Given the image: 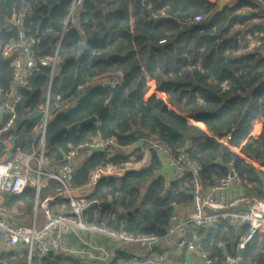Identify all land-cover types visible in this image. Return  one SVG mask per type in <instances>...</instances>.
Listing matches in <instances>:
<instances>
[{"label":"trees","instance_id":"16d2710c","mask_svg":"<svg viewBox=\"0 0 264 264\" xmlns=\"http://www.w3.org/2000/svg\"><path fill=\"white\" fill-rule=\"evenodd\" d=\"M73 1L0 0L3 44L17 39V30L7 31L6 26L11 16L25 7L28 13L22 27L26 37L37 39L33 49L36 56L51 57L57 51L61 59L48 95L47 68L34 71L27 86L18 90L21 102L16 126L7 132L17 137L13 153L36 150L40 137L36 129L43 124L47 103L43 160L49 165L60 163L70 149L95 138H114L120 148L157 139L173 151L184 149L200 163L205 186L229 171L251 179L253 167L230 148L256 159L264 156V59L259 58L264 42L240 53L246 45L241 46L238 40L248 31L244 23L257 13L264 18V10L250 0H237L220 10L208 0ZM72 6L73 15L66 22ZM246 7L255 12H247ZM196 15L202 17L198 23L193 22ZM253 28L264 31V26ZM9 63L0 62L3 89L11 82ZM104 77L112 80L93 82ZM114 79L120 82V88L112 104L98 116L99 123L76 126L96 114L109 99L111 92L105 85H114ZM33 111L39 115L25 121ZM65 127L68 130L64 134L54 136ZM258 140L260 151L254 145ZM115 149L112 157L104 151L92 152L75 167L69 185H84L89 173L100 165L130 161L131 155ZM133 155L134 162L142 158ZM160 169V160L150 151L146 167L122 177L99 179L86 200L110 205L92 209L98 214L95 221H108L110 229L133 237L163 235L169 225L171 203L187 200L190 181L185 175L167 185ZM56 189L62 186L51 179L39 195ZM26 197L31 201L19 202L26 203L30 211L34 189L27 187L21 195H12L11 202ZM65 198L56 202L65 203L67 212L69 200ZM57 209L53 206L51 212ZM221 240L227 239L223 235ZM262 247L264 250V243ZM252 250L256 251L255 245H246L243 257L261 261L262 255ZM127 260L118 253L107 264H126ZM0 264L82 263L62 255L28 261L26 249L19 247L0 253Z\"/></svg>","mask_w":264,"mask_h":264},{"label":"built area","instance_id":"2783aa9c","mask_svg":"<svg viewBox=\"0 0 264 264\" xmlns=\"http://www.w3.org/2000/svg\"><path fill=\"white\" fill-rule=\"evenodd\" d=\"M80 0H74L73 4ZM245 10H250L246 7ZM28 13L27 8L13 14L6 26L7 31L17 30V39L7 43L0 41V62L9 61L12 69L10 86L3 89L0 85V133L11 130L16 123L17 111L21 102L18 90L27 86L29 76L39 68L49 69V81L47 95L49 93L51 80L55 70L61 63V59L55 51L51 57H37L33 49L37 43L34 36H25L22 21ZM73 15V6L70 8L66 22ZM202 20L200 15L193 18L194 23ZM1 30V27H0ZM63 32L57 40L59 46ZM247 44L255 47L260 44L263 34L256 28L246 34ZM241 45L242 40L239 38ZM48 105L44 109V121L42 124V138L40 143L39 166L43 164L44 153V133L47 120ZM147 151L153 152L163 163H166L176 177L189 175L191 213L184 219L179 220L175 214V203H172L169 225L163 235H143L133 237L122 231L112 230L106 222L97 223L95 219L88 220L84 209L91 203L84 197H73L71 194L70 181L74 177L73 160L78 151L84 146L89 148H103L108 157L114 155L117 147L114 138L95 139L91 143L80 145L70 149L64 154L63 161L53 170H46L37 173L36 187L40 186V176L46 179L57 181L62 186V191L69 199V211H59L52 213L48 209V200L43 201L41 206L44 209V217L40 226L15 224L8 220L5 210L0 206V247L4 251H12L17 247L26 249L28 261L32 257L44 259L49 252L53 255L78 258L82 255V246L86 245L83 234L107 238L120 246H137L136 253L129 256L126 264H170L166 257L159 253H154L152 248L159 243L183 233L189 227L208 228L219 223L239 226L246 225L247 232L238 243V249H244L251 237L264 231V198L251 199L245 206H241L243 200L226 202L225 193L229 191L233 184H241V178L234 171H229L224 177L212 181L205 186L201 177L202 165L193 160L184 149L173 151L157 139L148 140ZM136 170L128 163L113 165L106 163L96 167L88 175L86 186L93 187L105 176L122 177L126 172ZM33 172L28 162L25 166L19 163L8 164L0 161V196L21 195L30 185L29 174ZM167 185L169 182L166 183ZM71 234L77 236V243H72ZM179 245L186 247L189 251L197 253L205 264H215L208 254L192 242L180 240ZM221 246V244H218ZM99 255L93 256L95 264H107L111 261V254L101 248H93ZM224 264H234L232 259H228Z\"/></svg>","mask_w":264,"mask_h":264},{"label":"crops","instance_id":"0c3cea01","mask_svg":"<svg viewBox=\"0 0 264 264\" xmlns=\"http://www.w3.org/2000/svg\"><path fill=\"white\" fill-rule=\"evenodd\" d=\"M250 1L256 3V5L259 7L260 10L261 9L264 10V0H250ZM236 2L237 0H216L214 3L216 4L217 9L220 10L224 5L226 4L233 5ZM255 18L256 16L250 19L249 21H254ZM245 23L247 24V21ZM257 25H259L262 28L264 26V20L259 21ZM260 32L264 36V31L262 29L260 30ZM263 42L264 40H262L260 44L255 47L249 46V44H247V41L243 42L241 46L244 44L246 45V47L244 49H241L240 53L250 52L254 48L260 47ZM259 58L264 59V48L259 53ZM262 71L264 75V69H262ZM97 80L93 82H98ZM38 115L39 112L36 116ZM15 126L9 131H12L15 128ZM7 132L0 133V161L8 164L19 163L20 165L23 166H25V164L28 162L30 169H32L33 171L29 174L31 178V183L28 186V188L34 189V197H33V205L30 211H27L26 203L19 202V201H31V199H29L28 197L20 200H15L16 202H11L14 201L12 195L10 194L2 195L0 196V206L5 210L8 220L10 222L15 224H22L26 226L34 223L35 226L38 227L41 225L44 217V213H43L44 209L42 208L41 204L43 201H46L47 198L52 197L53 200H48V201H53V202L55 201L54 204L53 202H49L48 209H50V206L53 204V206H56V208L60 209V210L57 209L56 212L59 211L64 212L66 210L65 203L58 204V202H56L59 201V199L62 197L67 198V196L62 191V189H56L45 192L44 194H42L43 196L39 195V191L41 189L43 190L46 189L48 186V181L51 179H46V177L42 175L39 178L40 180L39 188H37L35 184V181L37 180V173L39 170H41L42 173L45 172L46 170H53L63 160L58 164L49 165L46 161L43 160L42 157L43 164L39 166L38 160L40 159L39 150H40V143L42 138V125L36 129V134L40 135L36 150L25 154L13 153L15 148V143L17 141V137L12 136ZM13 138H15V140H14V144L12 145ZM43 142H44V138H43ZM147 142H148L147 140H139L136 144L132 146H128L124 148H120V147H116V148L117 151L119 152L121 151L124 154L131 155L130 161L127 163L130 166L135 167L136 170H139L146 167L149 164V152L147 151V145H148ZM188 145L189 144H187V147ZM254 145H257L259 147V151L261 150L260 140L255 142ZM230 150L233 153H236L240 158H242L244 160V163L253 167L254 175L251 177V179H248L244 174L242 175L243 176L242 177L236 173L241 178L242 183L233 184L231 189L225 193L224 197L226 202H231L234 200H243L240 204L241 206H245L251 199L264 198V162H263L264 156L260 157L259 159H256L254 157L249 156L248 154L246 155V154L238 153L236 148L231 147ZM8 153H10V155H8ZM91 153L92 151L90 149L89 150L81 149L80 151H78L76 157L73 160L74 167H77L82 161H84L87 157H89ZM133 154H140L142 158L139 161L134 162L133 159L135 155ZM160 163H161L160 175L163 176L166 182H172L182 178V177L181 178L176 177L172 169L166 163H163L161 160ZM204 185H205V181H204ZM70 188L72 190L71 194L73 197H84L85 199L94 190V186L87 187L86 183L81 186H73V187L70 186ZM187 195H188L187 200L183 201L180 204L175 203L176 206L174 208L175 210L174 212L179 220L186 218L192 211L190 188L187 192ZM14 196H18V195H14ZM108 201H111V198H108ZM172 203H171V207H172ZM52 207L50 211H52ZM68 207H69V202H68ZM87 215L90 216L87 217ZM86 217L88 218V220L97 219L98 214L95 210H92L86 213ZM105 222L108 223V221ZM246 232H247L246 225L234 226V225H229L227 223H221V224L219 223L215 226L208 228L189 227L183 233H180L166 240L165 242L159 243L158 245L154 246L152 250L154 253L163 254L166 257V259H168L170 264H205L204 260L200 258V256L197 253L189 251L186 247H182L179 245L180 240H185L188 242H192L195 245H197L199 248L203 249L208 254V256L211 259H213L215 264H224L228 259H232L234 261V264H264V250L262 247V243H264V231L253 235L250 241L248 242L249 245L250 244L255 245L256 247V251L252 250L253 254H255V252H258L259 254L262 255L261 261H259V259L257 258L250 256L243 257V252L245 248L238 249V243ZM223 235L226 237L227 240H221V237ZM83 239L86 241L87 244L82 246L83 253L81 256L77 258L82 264H95L92 257L94 255L95 256L99 255V253L98 251L93 250V248H101L105 251H108V253L111 254V261L117 257L118 253L129 258L131 254L136 253L139 249V247L137 246H120L117 243H113L112 241L108 240L107 238L93 236L89 234H83ZM214 242H215V247L213 245ZM218 244H221V246H218ZM2 252H4V250L0 247V253Z\"/></svg>","mask_w":264,"mask_h":264},{"label":"water","instance_id":"95a60500","mask_svg":"<svg viewBox=\"0 0 264 264\" xmlns=\"http://www.w3.org/2000/svg\"><path fill=\"white\" fill-rule=\"evenodd\" d=\"M208 1H210V2H212V3L215 2V0H208ZM119 78H120V80L122 79L121 74H119ZM105 86H106V87L110 90V92H111V95H110L109 99H108L104 104H101V105L99 106V109H98V111H97L96 114H94V115L90 116L89 118H86V119H84V120H82V121L76 123V124H75L76 126H82V125L89 124V123H93V124L97 125V124L99 123V121H98V116L101 114V112H102L106 107H109V106L112 104V102H113V100H114V98H115V96H116V94H117V92H118V90H119V88H120V82H116L114 85L106 84ZM74 107H75V105L73 104V105H72V108H74ZM37 114H38V111H33L28 117L25 118V120H26V121H30V120H32ZM71 127H72V126H71ZM228 129L231 130L232 127H229ZM67 130H68V129H67L66 127H65V128H62V129H61L58 133H56L54 136H57V135H60V134H64ZM14 140H15V138L12 139V145L14 144ZM83 149H84V150H89V149H90L92 152H95V151L103 152V148H101V147H99V148H89L88 146H84ZM8 155H10V153H8ZM62 162H64V161H62ZM109 205H110L109 203H101V204H98V203H96V202H93V203H90L86 209H84V213H88V212H90L93 208H96V207H98V206L103 207V206H109ZM71 237H72V240H71L72 243H74V244L77 243V236H76L75 234H71ZM52 256H54L53 253H52V252H49V253L46 255V257H45L44 259H46V258H51Z\"/></svg>","mask_w":264,"mask_h":264},{"label":"rangeland","instance_id":"374dc122","mask_svg":"<svg viewBox=\"0 0 264 264\" xmlns=\"http://www.w3.org/2000/svg\"><path fill=\"white\" fill-rule=\"evenodd\" d=\"M216 1V0H215ZM247 12H253L254 10H246ZM255 12V11H254ZM262 20H264V18H263V16L261 15V14H259V13H257L256 14V18H255V20L254 21H249V20H247V24L246 23H244V25H246V28L248 29V31L247 32H249L250 30H252V29H254L253 27L254 26H256L257 25V23L259 22V21H262ZM245 28V29H246ZM247 34V33H246ZM241 39V38H240ZM246 40H248L247 39V36L246 35H244V37L242 38V43L243 42H246ZM109 80V82L112 80L111 78H109V77H104L103 79H101V80H97V81H101V82H107ZM96 81V80H95ZM114 82H117L115 79H114ZM59 209V208H58ZM60 210V209H59ZM88 216H90V215H87V217ZM88 219V218H87Z\"/></svg>","mask_w":264,"mask_h":264}]
</instances>
